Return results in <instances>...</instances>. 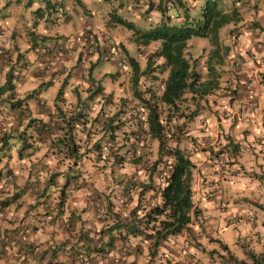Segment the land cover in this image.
I'll return each mask as SVG.
<instances>
[{"label":"trees","instance_id":"trees-1","mask_svg":"<svg viewBox=\"0 0 264 264\" xmlns=\"http://www.w3.org/2000/svg\"><path fill=\"white\" fill-rule=\"evenodd\" d=\"M0 1L1 7L10 2V0ZM11 1L15 6L19 7L20 12V19H18L19 26L14 28V31H11V37L15 40L17 37L24 36L29 43L23 50H20L16 42L11 48L5 45L7 54L6 58H4V64L7 65V69H5L3 80L0 83V102L1 100L8 101V106H11L14 117H28L26 123L30 127L28 136L25 135L24 129L17 131L23 141L22 147L17 152L21 156L22 149H31L34 142L39 140V134L47 133L50 135L48 145L50 153L68 160L65 168L54 167L55 169L49 173L45 182L39 187L40 192L35 193L34 203L43 202V206H45L44 211L41 210L42 215H47L51 218L64 215L65 226H72L73 223L78 221V213L71 209L70 203L66 202V198L70 194V190L78 188L81 173L84 171V166L80 162L91 158V156L94 157V160L95 158H101L103 155L106 156L103 159H107L108 155L103 150L105 147H109L108 142L115 139V132L120 125L134 121L135 125L140 127L136 117L140 113L142 115L143 112L147 132L151 138L157 141V155L146 167L148 170L146 178L148 179L145 182L139 181L136 203L128 210L127 214L121 218L120 213L115 209L113 210L111 203L107 202L105 210H102L103 217L106 216V218L103 221L102 227L97 231L99 235L96 236L90 228L80 231V227H78L79 229H77L73 237V243L69 241L68 237L62 239L57 244V247L53 248L52 255L62 246L68 245L69 251L72 249L71 255L74 253L73 255L82 256L84 261L89 262L94 258V253L105 255L114 246L117 239H120V245H125L130 242V238L139 236L149 242L147 245L148 258L146 264H150L152 258H155L156 253H158V249H160L162 243L184 231L188 243L194 247L202 248L201 243L196 240L191 227V223L201 213L200 208L194 203L193 190L191 188V172L195 165L176 142L171 147H166L165 139L168 138V135L164 132V124L160 116H163L166 124H168L172 117L183 118L182 120L184 121L198 114L200 111L198 100L206 94L211 93L218 86L216 76L219 73L215 65L219 63L221 56L220 40L217 33L218 28L231 26L229 30L237 31L238 36L241 37L243 31H240L239 27L240 22L244 21L242 20V14L235 7H226L227 11L221 10L220 7H223L222 0H199L203 5L197 7V10H199L197 17L192 18L188 14L189 8H186L188 6L185 5L182 12L183 19L181 21H174L171 18L173 16L178 17L179 13L174 12V15L170 16L165 7L161 5L164 0H159V2L148 0L143 9V16L138 12L132 14L134 18L140 19L138 24L130 17H122L118 14L112 15L113 20L130 30L129 35L131 34L132 36L131 40L136 50H140V47L148 45L151 42H157V46L144 55L142 63L135 57L133 52L128 51L122 42L118 45V48L121 49L119 59L123 63L128 64L129 67L124 71L126 75H123L126 76L127 92L135 101L130 111L132 117H129L130 114L128 115L127 109H125V105L127 104L125 98L120 99V107L112 110L111 113H107L104 110L105 104L111 94L110 91H107L108 93L104 95L100 104L97 103L99 106L94 111V114L92 111L90 112L89 107L85 104L82 107H85L86 110L82 107L75 110V108L70 107V103L67 108L62 107L61 103L63 104L66 99H64L61 86L57 88V91L51 97L52 99L50 98L53 102L47 103L45 99V105L38 104L37 102V96L41 97L38 95L39 88L45 87L41 84H38L36 88L30 91L24 92L22 96L17 97L14 86L23 78L22 76L19 78V70H17L19 66L34 64L33 69H35V72L45 76L48 69L53 66V63L59 62L60 65H57L52 70L53 73H59L62 69H65L66 65L62 58L68 46L77 48V53L73 55L76 58L74 63H82L81 48L91 43L87 44L81 41L77 37V32L74 33L75 35L71 34L68 37V43L65 42V38L68 35L57 33V31L52 33V27L54 25L56 27V24L61 22L58 17L60 13H64L63 9L67 7V0ZM171 1L174 5L182 4L181 0ZM72 4L78 6L80 9L83 6L81 5V0H72ZM157 12L159 15L155 17V13L157 14ZM148 16L152 17L153 20L151 21L150 18L147 20ZM249 21V23L256 25V21L253 19ZM42 22H44V25ZM229 23L230 25H228ZM39 26L52 32L49 34L48 32L39 31ZM204 36L211 38L214 47L205 59L206 76L202 78L195 68L194 58H191L187 40L190 37ZM241 38L246 40L245 35ZM229 42L231 44L238 43L237 40L231 41L230 39ZM100 47L103 49H100ZM111 47L113 49L111 53L114 55L115 51H117L115 50L116 44L113 45L111 40L105 38L104 41L99 40L96 43L95 48L98 51V56L95 60L86 59L89 61L87 72L90 79V74L95 72V67L93 69L95 64L112 58V54L109 55V48ZM247 48L245 54L249 55V59H253V56H258L255 53L256 47L252 41L248 43ZM30 50L33 53L32 58H28L27 54H25ZM45 56H50L51 60L45 59ZM72 66L70 65L68 70H75ZM98 66L97 68H99ZM116 71H114V74ZM102 73L105 76L108 74L112 75L110 71L102 70ZM56 79L58 81L57 77ZM66 80L67 77H63L62 81H58V84L63 85ZM47 82L51 83V80L44 82V84H47ZM100 88L104 89L99 82L96 83V87L90 93H87L86 97H92V94ZM3 93L4 97L2 96ZM58 96H60V100H57ZM29 99L34 100L33 104L38 110L45 112L43 117L38 114H32V110H30L31 113L28 111ZM190 104H193L194 107L189 111H185L189 109ZM0 113H6V105L0 109ZM253 119L255 120V118ZM262 119L263 117L260 120ZM262 122L264 123V120ZM78 124H81L83 131L79 129ZM175 127H178V125L173 126V128ZM1 129L0 145L5 146L10 134L5 133L4 130L1 131ZM33 132L34 135L32 136ZM90 132H96L97 134L92 141H89L86 137ZM128 136L126 135L125 137L127 138ZM28 137L31 139L26 141ZM137 137V135H134V138ZM225 145H231L229 150H225L227 155L234 156L239 145L231 138L227 139L223 147L216 150L209 149V153L212 156H217L224 150ZM30 152L27 154L32 153ZM118 154L116 151L114 156H111V159L119 162L120 157ZM34 162L37 163L39 161L34 160ZM28 163L30 165L33 162ZM95 166L97 168V165ZM163 168H166V170ZM31 170L30 168L28 169L29 173ZM33 171L36 172L37 170L33 169ZM6 173L9 172L7 171L3 174ZM58 176L62 178L59 184H57L56 180ZM153 176H156V182ZM261 176L264 175H256L257 178ZM55 185L57 192L53 195V200L50 203L43 201L46 197L52 195L49 188L52 191ZM0 187L6 188L1 185ZM146 191L148 195L152 193L153 198L148 199L147 196L148 200L145 204L144 193ZM20 193L21 191H14L11 196L1 200L0 203H9ZM108 218L109 221H107ZM103 234L106 236L105 240L102 239ZM209 240L217 241L220 244L219 248L226 253L224 261L227 263L264 264V248L258 252L245 250L246 256L238 258L219 239L210 237ZM95 241H98V243ZM215 251L216 249L210 250V252ZM135 252L138 253L136 249ZM166 263H169V260H166Z\"/></svg>","mask_w":264,"mask_h":264},{"label":"rangeland","instance_id":"rangeland-1","mask_svg":"<svg viewBox=\"0 0 264 264\" xmlns=\"http://www.w3.org/2000/svg\"><path fill=\"white\" fill-rule=\"evenodd\" d=\"M147 1L148 0H95L91 4L94 3L96 6L90 5L89 7L91 8L82 7V11L83 13H86V16L83 17V14L81 13V24L84 26H90L89 28H91V30L94 32L93 36L95 38V43H98L99 40L103 41L104 37H107L113 41V45L116 44L115 50L117 51H115V54L112 55L113 58H120L119 55L121 49L118 48V45L120 42H122L128 51L133 52L135 57L140 60V63H142L144 61V55L157 46V42H151L148 45L140 47V50L138 48V50H136L133 46V41L131 40L132 36L131 34L129 35L130 30L113 20L110 15H115L117 12L122 16L132 18L135 23L138 24L140 19L134 18L132 14L142 11L140 13L143 16V9ZM133 3H135V5H133ZM224 3L225 6L220 7L221 10H226V7H229L226 1H224ZM73 5L74 4H72V0H67L69 13H71L70 7H78ZM122 5L125 7H121ZM201 5H203V3H201ZM186 8H189L188 14L192 18L199 15L197 6L195 8ZM255 8L259 7H245L243 13ZM168 13L170 16L174 15V11H168ZM158 15V12L157 14L155 13V17H158ZM149 16L147 17V20L150 18ZM243 18H245L243 23H247L249 26L247 29L251 31V34L248 33L247 36H255L262 43L260 50H255L256 55H258L260 58L258 60L259 63L254 62L252 65L249 60V55L243 54L244 51L242 47V50L240 51L241 54H243L244 61L246 63L243 69H247L250 73L249 80H252V83L255 82V77L252 75V73L256 72L255 76L257 84H264V75L261 73V70H259V68H264V31H261L264 27V23L262 24L259 22L262 24L261 27L259 24H257L258 22H256V25L249 23L250 21L248 16H243ZM68 19H73L71 14H69L66 19L59 22L60 27L58 28L63 29L66 23V26H68L70 29L69 24H67ZM171 19L174 21H181L183 19V15L182 17L173 16ZM75 20L77 21V19ZM75 20L74 24L72 25L73 30L79 26ZM150 20L152 21L153 18L151 17ZM254 21L257 20L254 19ZM0 22H4L0 24H6L8 27L12 25L14 28H17L19 26L16 13L14 11L8 10L3 15H0ZM53 29H55V25L51 30L53 31ZM229 29H231V26H227V28H218L217 33L218 39L220 40L221 55L219 63L215 64L217 71L219 72V74L216 76L218 86L214 88L211 93L206 94L203 98L198 100V106L200 107L198 114L193 118H187L184 121L182 120L183 118L172 117L168 124H166L163 116L160 117L162 123L164 124V132L166 135H168V138L165 139L166 147H171L175 142L177 144L179 143V146L186 155L192 154L189 145H187L188 143H191L193 145L192 147L196 148L195 151L206 150V159H209L210 162L207 167L212 169L208 172V175L213 174L214 176L210 178L200 176V180H197L196 182L197 184H200V182L206 181L207 188L204 192L206 197L219 201L220 196L219 190L217 189H222L224 187V191H222L224 192V195L227 197V199L224 198L223 201L228 202L229 198L231 204L234 206L237 205V207L240 206L241 209H237L233 213L227 214V207L223 215L219 214L224 218V225L222 229L213 235L223 243H227L229 251L234 256L240 258L246 256L245 250L258 252L264 248V231H259L257 227H255L256 225L260 224V222H264V176L258 178L256 177L257 174L264 175V162L261 160L263 158L261 154L263 150L259 152L250 145L241 147V144L237 142L240 140L239 134L242 133L241 122H243L246 117L251 119L253 118L250 114H247L244 109H241L242 104L240 105L241 102L237 100L238 96L243 93V90H245L243 81L246 79V76H244L245 74L243 72H235L234 69L231 68L232 59L230 58L231 55H228V53L230 50L233 51V53H236L234 48L236 45L229 42V39H231L233 36L232 32L234 31ZM51 30H45V33L48 32L50 34L52 32ZM64 34L68 35L65 38L66 40L73 33L72 31H69V33L68 31H65ZM244 35L245 34L242 33L241 37H244ZM253 38L254 37H252V39ZM187 43L188 50L191 53V58H194L195 60V68L200 73L201 77L204 78L206 76L205 59L209 55L211 49L214 47L211 38L209 36L190 37L187 40ZM97 56L98 52L96 51V48L93 49L91 53L85 54V58L88 60H95ZM113 58L106 59V61L102 60L101 63L95 64L93 66V69L95 67V72L90 74L91 79L87 72V65L89 62L88 60L82 63L76 62L75 64L74 60L73 62L68 61L65 69H62V71L59 73H53V71H49L48 76L45 77L44 80L38 82L39 84L48 87L40 89L38 91V95L47 96L49 100L57 91V88L61 86L63 92L65 91V95H63L64 99H66L68 104L70 103L71 108H75V110H77V108L82 107L83 104H85L87 107H89L90 112L92 111L94 114V111L97 110L104 95L108 93L107 91H110L111 94L109 100L105 104L104 110H106L107 113H111L112 110L120 107V99L125 98L127 102L125 109H127V114H130L129 117H132L130 111L135 101L127 92L126 76H123L126 75V72L124 74V71H126L125 69L129 67L128 64L123 62L122 65L118 66ZM45 59L51 60V57L45 56ZM76 64L78 65L75 66ZM70 65H73L72 67H74L75 70H68ZM97 65H99V68H97ZM17 70H21V74L26 78V75L29 71L28 69H23L21 66H19ZM102 70L110 71L112 72V75L108 74L105 76V74L102 73ZM115 70L117 71L114 74ZM56 77L58 78V81H62L63 77H67V80L65 84L59 85L57 83ZM252 77L254 79H252ZM30 80V77L27 76L25 82H30ZM50 80L51 83L55 80L56 84H51L50 82L44 84V82ZM249 80L246 79V81ZM22 81H24V79ZM98 82L103 86L104 89L100 88L95 93L93 92L94 94H92V97H86L87 93H90V91L96 87V83ZM49 84H51L50 87ZM52 85H54V87ZM24 92L22 93L21 90L17 97H19V95L22 96ZM2 96L4 97V93ZM57 100H60V96H58ZM259 103L260 106L258 110L260 111L261 109V113L264 110V106L261 104L260 100ZM5 105L6 113H0V122H2L0 123V129L2 128L1 131L4 130L5 133L10 135L8 136L7 144L5 146L0 145V157H3V155L7 153L14 154L22 147L21 144L23 141L17 131L24 129L26 136H28L30 131V127H28L26 124L28 117H14L11 106H8V101L1 100L0 109L4 108ZM192 107H194V105L190 104L189 109L185 111H189L192 109ZM82 108L86 110L85 107ZM28 111H30V109ZM140 114H138L136 117L140 127L136 126L134 121H132L130 123L120 125V127L116 130L115 139H112L110 142H108L107 144L109 147H105L103 150V152L108 155L107 159H103V157H106L104 155L101 158H95V160L93 159L94 157L91 156V158L80 162L84 166V171L81 173L78 188H73L70 190V194H68L66 202L68 201V203H70L71 209L78 213L79 218H81L78 219L76 223H73L72 226L69 225L65 227L64 225L62 228L65 230L67 229L68 231H73L75 227H80V231H85L90 228V230L93 231L97 236L99 235L97 231L100 227H102L104 223L103 221L106 218V216L103 217L102 210H105L107 202L111 203V208L113 210L115 209L120 213L121 218H123L127 214L128 210L136 203L138 195L137 193L139 190V181H147L148 178H146V175L148 170L146 167L157 155V141L156 139L151 138L148 134L146 124L144 123V114L143 112L142 115ZM259 115L260 114L255 115L254 121L257 122L260 127L258 136L263 139L264 123L262 120H264V117L262 120H260L262 117ZM102 116L104 115L102 114ZM201 120L204 121L205 124H201ZM210 121H212L214 126L216 125L215 129L214 126L211 128L213 129L212 131L208 126ZM174 125H178V127L173 128ZM78 127L81 131H83L81 129V124H78ZM191 134L193 136H191ZM33 135L34 132L32 133V136ZM126 135L129 136L126 138ZM134 135H137L138 137L134 138ZM49 136L50 135L47 133L39 134V140H36L30 149V151L33 149L32 153L30 152L32 155H35L39 158H42L43 156L42 161L37 163L33 161L34 164H28L29 168L32 169L30 171L32 175V182H35L37 184L36 186L38 187H40L45 182L49 173L55 169L54 167L63 169L66 167L65 165L68 161L65 158L62 159V157L59 158L58 155L50 153L48 150L50 139ZM96 136V132H90L86 137L89 139V141H92ZM229 138L237 142L239 145L234 156H228L227 152L225 151L229 150L231 145H225L223 148L224 150L217 156H212L211 153H209V149L216 150L217 148L223 147ZM27 139L28 140L26 141H29L31 138L28 137ZM82 143L84 144V142ZM28 151V148L22 149V152L24 153H28ZM116 151L119 153V162H115L114 159H111V156H114ZM47 157L50 159L47 160L46 163L45 160ZM52 164H55V166ZM3 165L4 162H0V170H2ZM42 165L45 166L42 167ZM95 165H97V168ZM262 165L263 167H261ZM202 166L206 167L204 164L200 165L199 174L204 172V169L200 168ZM207 167L205 169H207ZM33 169L37 171L35 172ZM163 169L166 170V168ZM153 178L156 182V176H153ZM56 180L57 184H59L62 181L61 176H58ZM223 180L226 181L225 184ZM54 187L55 188L52 191L51 188H49V191L52 193V195L46 197L43 201L50 203L53 200V195H55L57 192L56 185ZM147 196L148 199L153 198L152 193H149L148 195V192L146 191L144 193V199L146 201L145 204L148 200ZM40 203H36L35 205V211L39 215L42 214L41 210L44 211L45 208V206H43V202ZM31 205H34V202L31 203ZM200 212L204 214L203 209H201ZM244 214H248V217H246ZM82 216L90 218L88 223H91V226H87L85 224L86 218H82ZM107 221H109V218ZM244 222L247 225L244 226V230L242 231L240 230V226L242 227ZM105 238L106 236L103 234L102 239L105 240ZM118 240L120 239H117L116 241ZM95 242L98 243V241ZM148 243V240H143V238L136 236L130 238L129 244H122V248H126L128 245L129 250L127 253L132 251L134 252L135 249L136 251H141L139 254L143 258V251L146 250L148 253ZM206 243H208V241ZM211 245H213V247L216 249H220V244L217 241L212 240ZM158 253H156L155 258H152V261L156 260L160 256ZM225 255L226 253L224 252V256L219 258V254H214L217 264L225 260Z\"/></svg>","mask_w":264,"mask_h":264},{"label":"crops","instance_id":"crops-1","mask_svg":"<svg viewBox=\"0 0 264 264\" xmlns=\"http://www.w3.org/2000/svg\"><path fill=\"white\" fill-rule=\"evenodd\" d=\"M94 1L95 0H81L82 3L81 5H83L82 7L88 8L90 5H94V3L91 4ZM222 1H223V7L225 6L224 1H226L229 7H235L237 11L239 10L242 16H248L249 20L250 19L257 20L256 22H258L257 24H259L260 26L264 23V0H222ZM181 3L183 6L186 5L188 7H193V8H195L196 6L197 7L202 6L199 0H181ZM133 5H135V3H133ZM4 7L5 8L0 7L1 8L0 15H3L6 11L9 10V11H14L16 13L17 21L18 19H20L19 7L15 6L12 1H10ZM121 7H125V6L122 5ZM178 7L181 6L178 5ZM245 7H259V8L251 9L248 12H244L245 13L244 14L243 10H245ZM70 8H71V13L69 14H71V16L73 17V19L67 20L68 22L67 24H69L70 29L68 26H66V23L63 29H59L58 27H60V23H58L56 24L55 29H53V32L54 31H57V33L63 32L61 34H64L65 31H68V33L69 31H72L74 34L75 32H77V30L81 28V26H83L81 24L82 23L81 13L83 14V17L86 15L85 13H83L82 8L81 9L79 7H75V8L70 7ZM75 19H77V21ZM244 19L245 18H243L242 20ZM74 20L79 24V26L73 30L72 25L74 24ZM259 22L262 24H260ZM0 23H4V22H0ZM42 24L44 25V22H42ZM9 29H10L9 34L0 37V43L8 47L10 46L11 48V46L16 42L18 47H20V50L25 49V47L29 45L25 37L24 36L17 37L14 40L11 37V33H12L11 31H14V26L12 25L9 26ZM43 29L44 28H42V26L38 27L39 31L45 32V29L44 30ZM261 31H264V29H262ZM250 38H252V36L246 38V40L242 39L243 41H239L238 47L242 48L243 45H246L248 47V43L252 41V40L250 41ZM254 38L256 39L257 37L254 36ZM68 39L69 38H67L65 42H67ZM75 53H77V48L68 46L67 51H65V54L63 55L62 58L63 62H65V65L70 60L68 58L75 55ZM25 54H27L28 58L33 57V53L31 52V50L27 51ZM249 60L251 65L254 62L259 63V61L253 60L252 58H250ZM3 62L5 61L0 60V83L3 80L5 69H7V65H5ZM57 65H60V63L59 62L53 63V66L50 69H48L46 75L44 74L45 76L36 73L35 69H29L26 78L23 77L14 86L16 96L20 94L21 90L23 93L25 90L30 91L31 89L36 88L37 85L39 84L38 82L44 80L45 77L48 76L49 71L52 72V70ZM33 66L34 64H32V67ZM259 70H261V73L264 75V68L263 69L259 68ZM255 74L256 72L252 73V75H254L255 77L254 80L255 82L253 83V90L257 93V96L261 104L264 106V84H259V83L257 84ZM27 76L30 77L31 79L30 82H25ZM23 79L24 81H22ZM252 79L254 78L252 77ZM52 83L56 84L55 80ZM52 86L54 87V85ZM42 88H39V90ZM64 93L65 91L63 92V95H65ZM246 96H247L246 91L243 90V93L240 94L237 98V100L241 102L240 105L242 104L241 109H243L246 103L245 101ZM45 97L47 103L53 102V100H51L52 98L48 100V97L47 96ZM33 102L34 100H30V99L28 100L29 109L32 110V114L34 115L38 114L43 117V114L45 112L38 110V108L33 104ZM61 106L67 108L69 104L67 101H65L63 102V104L61 103ZM208 126L212 131L213 129L211 128H213L214 126L212 121H210V124H208ZM215 126L214 129L216 128ZM259 128L260 127L258 123L255 122L254 119H250L246 117L243 120V122H241L242 133L239 134L240 140H238L237 142L241 144V147L245 145L246 146L250 145L259 152L263 150L261 152L263 157L261 160L264 162V145H262L264 144L263 143L264 138L261 139L258 136ZM191 136L193 135L191 134ZM187 145H189L190 151L192 152L191 155H187V156L195 165L191 179V188L193 190L194 203L197 207L200 208V210L201 209L204 210V214L201 212L197 216V219L193 223H191V227L193 229V234L196 240H198L201 243L202 248L194 247L193 245L188 243V241L186 240V233L184 231L176 235L175 237L166 240L164 243L161 244L160 249H158L159 252L158 254L160 256L156 260H153L151 262L152 264H217V262L215 261L214 254L215 253L219 254L220 255L219 258H221L224 255L225 251L213 247V245H211L212 240H209V238L210 237L215 238L213 235L217 233V231L222 229L224 225V218L219 214L223 215L227 207H228L227 214L233 213L237 209H241L240 206L237 207V205L234 206L233 204H231L229 198H228V202L223 201L224 198L227 199V197L224 195L223 192L224 187L222 189H217L219 190V196H220L219 201H216V199H211L206 197V195L204 194L207 188L206 181L200 182V184L196 183L197 180L198 181L200 180V176L206 178H210L214 176L213 174L208 175V172L212 169L207 167V165H209L210 162L209 159H206V150L195 151L196 148L192 147L193 145L191 143H188ZM28 149H29L28 152H30V148ZM42 159L43 156L42 158H39L36 157L35 155L27 154L24 152H22L21 156L18 154V152H15L14 154L7 153L4 154L3 157H0V162H4L2 170H0V178L4 175L3 173L7 171L12 175V179L10 180L8 187L6 188L0 187V201L5 199L6 197L11 196V194L14 191L17 190L21 191V193L18 196L13 198V201L7 204L0 203V247H1L0 264H141V263L146 264L148 258L146 250L143 251V258L139 254V252L141 251H138V253H136L135 251L134 252L132 251L130 253L127 252L123 253L122 252L123 248L121 247L122 245H120L121 244L120 240L116 241L114 248L109 249L105 255L94 253L95 259L92 258L91 259L92 261L89 262L79 261L77 259L78 255H73L74 253L71 255L70 252H72V249L71 251H69L70 249L68 248V245L62 246L60 249L56 250L54 255H52L53 248L57 247V244L62 239L68 237L71 243H73L74 240L73 237L78 227H75L73 231H68L67 229L65 230L64 228H62L65 225L64 215H59L56 218H51L50 216L47 215L44 216L42 214L39 215L35 211L36 203H34V205H31V203L35 201V193L40 192V189L38 186H36L37 184H35V182H32V175L28 171L29 169L28 162L32 163L34 160L42 161ZM49 159L47 157L45 162ZM203 164L204 166L207 167V169H205L206 167L203 166L200 167L204 169V172L202 174H199V166ZM263 165L261 167H263ZM223 182L225 184L226 181L223 180ZM82 218H86L85 224L87 226H91V223H88L90 218L83 216ZM245 225L247 224L244 222L243 226L242 227L240 226V230L243 231ZM258 225H256L255 227H257L259 231L261 230L263 232L264 231L263 222H260V224ZM92 226H93V222H92ZM207 241L208 243H206ZM225 244L227 245V243ZM211 249H216V251L210 252ZM166 260H169V263H166ZM219 264H230V263H227L226 261H222Z\"/></svg>","mask_w":264,"mask_h":264},{"label":"built area","instance_id":"built-area-1","mask_svg":"<svg viewBox=\"0 0 264 264\" xmlns=\"http://www.w3.org/2000/svg\"><path fill=\"white\" fill-rule=\"evenodd\" d=\"M164 6L166 8H171L173 6V3L172 1L170 0H166L165 3H164ZM243 27H246V23H243L242 24ZM8 30L9 28L7 26H5L4 24H0V36H4L8 33ZM85 38V37H83ZM261 42L259 39H257L255 41V46L257 48H260L261 47ZM6 47L3 46V45H0V58L1 59H4L6 58V54H7V51H6ZM231 59H232V65H233V68H234V71L235 72H243L246 76V77H249L250 78V73L248 72L247 69H243L244 68V62L243 60L241 59V57L238 55V54H231ZM260 58L258 57L257 60H259ZM23 69H29V65L28 64H25L23 66H21ZM19 78L22 76L21 74V70H19ZM248 80V79H247ZM252 80H249V81H246L244 80L243 81V86H244V89L246 91V97H245V105H244V111H246L247 114H250L252 118H255V115L257 114H260L259 116L261 117H264V110L260 113V111L258 110L259 109V106H260V103H259V98L256 94V92L253 90L252 91ZM45 97H39L37 96V102L38 104H42V105H45ZM259 112V113H258ZM201 124H205L204 121L201 120ZM46 128V126H44ZM11 178V174L10 173H6L4 174L2 177H1V180H0V185L2 187H7L8 186V182ZM246 217H248L247 215L248 214H244ZM66 225V224H65ZM0 250H1V247H0ZM128 251V245L126 246V248H123L122 249V252H126ZM77 259L79 261H84L83 260V257L82 256H77Z\"/></svg>","mask_w":264,"mask_h":264},{"label":"clouds","instance_id":"clouds-1","mask_svg":"<svg viewBox=\"0 0 264 264\" xmlns=\"http://www.w3.org/2000/svg\"><path fill=\"white\" fill-rule=\"evenodd\" d=\"M165 1L166 0H164V2H160L161 3V5L163 6V7H165L164 6V3H165ZM171 1V0H170ZM155 2H159V0H157V1H155ZM173 3V2H172ZM178 5H180V4H178ZM178 5H174V3H173V6L171 7V8H166L165 7V9H166V11H174V12H177V13H179V16L178 17H182V12L184 11V6L181 4L180 6L181 7H178ZM68 10V8H64L63 9V11H64V13H60L59 15V19L62 21V20H64V19H66L67 18V16H69V11H67ZM138 13H140V11H138ZM168 13V12H167ZM65 14V15H64ZM116 14H118L117 12H116ZM64 15V16H63ZM85 15H86V13H85ZM112 15H114V14H112ZM112 15H110V17L112 18ZM118 15H120V14H118ZM120 16H122V15H120ZM122 17H126V16H122ZM69 20V19H68ZM243 21L242 22H240V27H239V30L240 31H242L243 30V33L245 34V38H249V37H251L250 35H248L247 36V34L249 33V34H251V31L250 30H248L247 29V27H249L248 26V24L246 23V27H243ZM5 26H6V24H4ZM8 27V26H7ZM9 28V27H8ZM9 32H10V29L8 30V33L7 34H9ZM233 33V36L231 37V41H235V40H237L238 42L239 41H243L242 40V38L240 37V36H238V34H237V31H233L232 32ZM93 34H94V32L91 30V28H89L88 26H81V28L79 29V30H77V37L81 40V41H84V43L86 42L87 44H90V45H86V47H84V46H82V48H81V57H82V62H84V60H86V58H85V54H88V53H91L92 51H93V49H95V38H94V36H93ZM97 34V33H96ZM66 35V34H65ZM0 37H3V36H0ZM70 37V36H69ZM83 37H85V38H83ZM97 37H98V35H97ZM252 37H254V36H252ZM105 38H107V37H104V39ZM104 39H103V41H104ZM108 40H110L109 38H107ZM258 38H250V41L252 40V42H253V44L255 45V41L257 40ZM113 41H111V43H112ZM84 43H83V45H84ZM262 44V43H261ZM0 45H3V44H1L0 43ZM234 45H236L234 48H235V52L236 53H233V51H231L230 50V52H229V54L231 55V54H238L240 57H241V59L243 60V62H244V65L246 64L245 63V61H244V57H243V54H245V51L248 49L247 48V46L246 45H243L242 47H243V51H244V53L243 54H241V51L240 50H242V48H240V47H238V43H236V44H234ZM5 46V45H4ZM256 47V46H255ZM257 48V47H256ZM261 48V47H260ZM260 48H258V49H260ZM101 49H102V47H101ZM110 49V50H109ZM108 50H109V53L110 54H112L113 55V53H111L112 51L111 50H113L112 49V47L111 48H109ZM98 52V51H97ZM105 54V53H104ZM112 58H113V56H111ZM258 57L259 56H253V60H257L258 59ZM111 58V59H112ZM231 58V57H230ZM68 59H70L69 61H72L73 62V60H74V62H75V60H76V58H74L73 56L72 57H70V58H68ZM114 60H115V63L118 65V66H120V65H122V61L119 59V58H113ZM0 60H4V59H1L0 58ZM258 61V60H257ZM70 63V62H69ZM75 64V63H74ZM232 68H233V66H232ZM29 69H33V67H32V65H29ZM28 69V70H29ZM234 69V68H233ZM22 77H24L23 75H22ZM249 77H246V79H248ZM245 79V80H246Z\"/></svg>","mask_w":264,"mask_h":264}]
</instances>
